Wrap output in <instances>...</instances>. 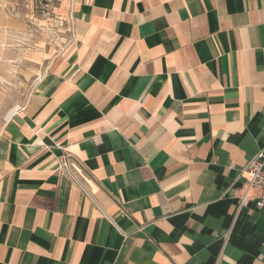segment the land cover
I'll use <instances>...</instances> for the list:
<instances>
[{
	"label": "crops",
	"instance_id": "crops-1",
	"mask_svg": "<svg viewBox=\"0 0 264 264\" xmlns=\"http://www.w3.org/2000/svg\"><path fill=\"white\" fill-rule=\"evenodd\" d=\"M34 7L66 43L0 130V264H264V0Z\"/></svg>",
	"mask_w": 264,
	"mask_h": 264
},
{
	"label": "rangeland",
	"instance_id": "rangeland-1",
	"mask_svg": "<svg viewBox=\"0 0 264 264\" xmlns=\"http://www.w3.org/2000/svg\"><path fill=\"white\" fill-rule=\"evenodd\" d=\"M48 13L35 8L34 0H0V130L27 103L55 52L64 48L58 35L64 27H54Z\"/></svg>",
	"mask_w": 264,
	"mask_h": 264
},
{
	"label": "built area",
	"instance_id": "built-area-1",
	"mask_svg": "<svg viewBox=\"0 0 264 264\" xmlns=\"http://www.w3.org/2000/svg\"><path fill=\"white\" fill-rule=\"evenodd\" d=\"M62 166L66 169L69 175L72 176L74 182L78 183L85 191V188L78 180V177L72 174L71 166L67 159L63 160ZM242 178L245 181L247 189L246 193L239 201V208H243L249 203V201H253L255 202L256 209L264 213V141L259 152L242 171ZM251 192H256V195L251 196Z\"/></svg>",
	"mask_w": 264,
	"mask_h": 264
},
{
	"label": "bare ground",
	"instance_id": "bare-ground-1",
	"mask_svg": "<svg viewBox=\"0 0 264 264\" xmlns=\"http://www.w3.org/2000/svg\"><path fill=\"white\" fill-rule=\"evenodd\" d=\"M11 115H12V114H10V117H11ZM10 117H9V118H10Z\"/></svg>",
	"mask_w": 264,
	"mask_h": 264
}]
</instances>
